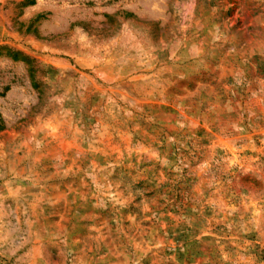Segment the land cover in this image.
Listing matches in <instances>:
<instances>
[{
	"label": "rangeland",
	"instance_id": "374dc122",
	"mask_svg": "<svg viewBox=\"0 0 264 264\" xmlns=\"http://www.w3.org/2000/svg\"><path fill=\"white\" fill-rule=\"evenodd\" d=\"M0 264H264V0H0Z\"/></svg>",
	"mask_w": 264,
	"mask_h": 264
}]
</instances>
